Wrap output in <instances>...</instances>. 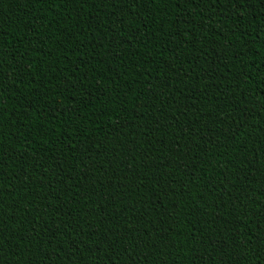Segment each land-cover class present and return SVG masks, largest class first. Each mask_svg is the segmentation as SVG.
<instances>
[{"label": "trees", "instance_id": "1", "mask_svg": "<svg viewBox=\"0 0 264 264\" xmlns=\"http://www.w3.org/2000/svg\"><path fill=\"white\" fill-rule=\"evenodd\" d=\"M0 264H264V0H0Z\"/></svg>", "mask_w": 264, "mask_h": 264}]
</instances>
